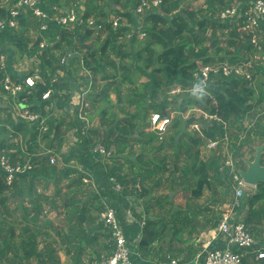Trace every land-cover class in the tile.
I'll use <instances>...</instances> for the list:
<instances>
[{"label": "trees", "instance_id": "obj_1", "mask_svg": "<svg viewBox=\"0 0 264 264\" xmlns=\"http://www.w3.org/2000/svg\"><path fill=\"white\" fill-rule=\"evenodd\" d=\"M109 1L119 7L113 10L110 3L103 0H84L83 3L85 8L82 17H91L96 23L102 24L100 31L81 26L62 28L54 22H47L46 29L40 30L41 22L29 12H21L17 16V28L6 27L0 31V52L12 45L16 49L12 50L13 54L17 52L19 56L26 55L38 60L42 81L37 82L31 93L26 95L25 102L48 126L47 131L41 133L37 123H29L20 117L12 118L9 114L7 122L12 125V131H6L4 127L0 130V155H7L10 162L17 159L24 162L29 157L34 165L27 174L16 176L11 184L5 183L3 172L0 171V218L5 220L0 224V264L7 256H12L10 264H31L33 259L36 264H48V261L54 264V258H44L45 255L50 257L48 249H38L36 241L40 235L41 225L38 222L44 205L49 203L50 209H58L55 200L42 193V189H46L49 184L55 188L54 197H61L63 186L73 193L71 197L63 196L62 207L69 232V235L65 232V236L77 237L80 253L87 249L81 244L84 240L92 243L97 237L103 236V245L95 241L99 245L96 252L98 261H95L98 264L110 249L106 243L107 233L98 220L99 213L106 206L113 207L117 212L129 243L139 235H145L144 239H139L140 245H145L153 236L159 238L160 231L166 226L163 218L158 221L162 225L161 229L154 224L158 223L157 220L145 218L146 226L141 227L139 221L142 214L130 202L132 196L137 198L147 194L149 197L153 186L158 183L156 181L145 187L147 174L151 175L156 168L166 171L170 165L173 166L161 182L168 193L160 199H154V204L162 206V201L168 204L169 208H165L164 212L171 214L170 221L174 223L178 216L173 211L172 201H169L170 192L190 189L194 198H199L205 187L212 189L215 185H224L228 188L223 179L226 173L220 170L224 160L221 145L215 150H206L209 154L203 157L200 156L202 144L207 140L225 138L230 142L228 151L232 153L235 167L244 169L243 147L247 146L254 152L252 147L264 142L263 106L262 112L258 110L264 95L257 89L260 90L263 81L255 82V87L249 86V82L242 77L216 76L202 94L193 95L195 87L192 74L198 63L253 62L250 70L254 81L257 76L264 79V50L253 47L246 36L239 32L237 23L220 21L216 17L214 0H207V7L197 10L190 9L188 4L178 0H163L158 7L138 15L135 25L133 8L138 0L124 3L120 0ZM113 11L124 17V21L116 28L108 22ZM7 16L0 0V18ZM139 29L145 33L141 39L137 35ZM31 30L36 31V37L31 36ZM131 30L133 32L129 35ZM78 36H81L82 41ZM221 40L225 42L224 45ZM42 41L45 46L40 48L39 43ZM69 54L71 56L66 63L60 64L61 57ZM81 69L84 75H78ZM58 71L63 74L58 75ZM4 74L5 71H0V78ZM139 77H145L146 80L139 81ZM97 80L101 83L97 84L98 90L94 91L91 87L96 86ZM108 87L115 94L114 100L109 95ZM175 87H179L180 91L171 94V89ZM46 91H49V97L42 99ZM75 93L81 95L82 100L86 98L98 113V127H85L86 121L79 115V104L74 106L73 114L71 103ZM23 96L20 95V98ZM124 98L126 105L120 107L119 111L125 117L121 118L114 108ZM172 103L173 109L169 108ZM188 107L216 114L219 120L202 122L200 131L192 136L188 134L191 133L188 126L193 119L192 114L186 119L182 116ZM131 108L134 111H130ZM173 110L178 113L164 134L158 136L148 129L152 112L168 115ZM74 128L76 140L69 150L62 152L64 137ZM19 135L22 144L17 139ZM187 136L189 139H186ZM135 143H139L141 151L134 158H129ZM97 144L110 152L107 157L114 161L124 159L132 167L141 164L143 185H132L128 189L127 176L119 174L121 166L107 168L102 161L103 155L93 152ZM21 145L24 151H21ZM147 148L152 153L142 159L141 153ZM51 155H57L58 161L50 163ZM168 160L169 166L166 163ZM174 170L179 171L180 176H174ZM111 176L114 177L113 181L110 180ZM92 177L96 182L97 193H85V199L88 198L85 201L81 197L86 191L83 178ZM115 182L122 186L121 191L113 189ZM137 204L145 206V213L151 209L145 200ZM16 210L22 214L17 216ZM127 210L135 220L132 224L126 221ZM238 213L249 233L262 242L263 239L258 237H261L262 232L264 235V230L258 226L264 221V183L257 184L253 192L244 193ZM8 215L14 216L12 223ZM218 220L219 216L208 229H215ZM14 224L18 226L17 230L21 228L19 242L14 241L18 232ZM148 226L152 228L147 230ZM256 248L257 245L254 246ZM101 249L105 251L103 254H100ZM250 250L242 257L241 264H264V258L254 260L253 248ZM198 251V248L189 249V259L185 258L184 262L193 259ZM80 253L75 264H93L92 259L91 263L80 260Z\"/></svg>", "mask_w": 264, "mask_h": 264}, {"label": "built area", "instance_id": "obj_2", "mask_svg": "<svg viewBox=\"0 0 264 264\" xmlns=\"http://www.w3.org/2000/svg\"><path fill=\"white\" fill-rule=\"evenodd\" d=\"M163 0H138L135 5L134 12L137 15H142L146 11L153 7H158ZM182 4H188L190 9L197 10L199 8L207 7V0H178ZM218 1V2H217ZM47 0H1V4L8 13L5 18H0V31L8 28H17V16L21 12H29L33 17L41 22L40 30H45L47 22H54L59 27L73 29L77 26L84 27L86 29L100 31L103 28L102 24L96 23L93 18L82 17V12L78 10L77 4L74 6L63 8L57 2H53L50 5L49 10L43 9V5ZM214 7L217 9L216 17L220 21H230L237 23L238 30L246 36L250 44L257 48L259 51L264 50V0H214ZM192 4V6H191ZM185 6V5H184ZM124 21V17L121 13L112 14L109 17L108 22L113 28H116ZM138 38L141 39L145 36V33L140 29L138 30ZM45 43L42 41L39 43V47L42 48ZM5 52V51H4ZM71 56H63L60 59V64H65L66 60ZM36 59V58H34ZM37 60V59H36ZM6 55L0 52V71L6 72ZM38 61V60H37ZM253 62H246L243 64H229L227 62L217 63H198L197 68L192 74V81L196 89L197 85H202L203 89L213 82V77H242L249 82V86H254L255 81L253 79L250 66ZM58 75H62V71H58ZM42 78L39 71H32L21 78H14L7 72L0 78V93L9 98L15 109L18 110V117L29 122L37 123L41 133L47 131L48 126L43 119H40L38 113L31 110L28 104L25 102L27 97L32 91V88L37 82H41ZM180 91V88L176 87L170 91L172 94H176ZM20 95H24L20 98ZM49 97V91L42 94V99ZM82 103L83 108L88 106L86 101ZM81 108V107H80ZM192 113H196L194 108L190 109ZM86 111H84L85 113ZM178 112L174 111V116ZM173 113L169 112L168 115H161L153 112L149 117V127L152 131L156 132L158 136L164 134L171 124L173 119ZM183 118H189L191 114L182 115ZM83 120L85 118L81 116ZM219 118L216 114H211L206 111H198L196 118L192 119L188 126V131L198 132L201 129L202 122L218 121ZM86 121V120H85ZM4 127L7 131H12L7 125L3 124L0 120V130ZM20 144L21 135L17 137ZM222 147L223 154V166L220 170L228 176V180L225 182L230 190V199L225 204L219 213L218 224L211 232L215 234H222L226 237V241L221 247H210L209 240H207L201 251L200 256L203 259L204 264H241L242 257L253 248L255 253L254 260L264 258V240L258 242L254 236H252L241 217L238 213V209L241 207V199L245 192H251L255 186L245 184L237 173L235 168V161L229 148H226L227 140H207L205 147L206 150L217 149L218 146ZM93 152L97 155H109L110 152L106 151L101 145H95ZM21 151H24L21 145ZM58 161L57 155L50 156V163ZM33 163L27 157L24 162L17 159L15 162H10L9 158L5 154L0 155V171L3 172V178L6 184H11L16 176L27 174L32 168ZM225 168L228 170L225 171ZM89 179V178H88ZM86 182L87 179L83 178ZM115 191H121L119 183H113ZM99 222L103 225V231L107 233L106 243L109 244L110 250L104 258H102L98 264H132L133 251L130 243L128 242L120 221L117 217V212L113 207L106 206L101 210L98 216ZM144 224V220H141L140 225ZM142 227V226H141ZM257 248L254 249V246ZM174 264V263H173Z\"/></svg>", "mask_w": 264, "mask_h": 264}, {"label": "rangeland", "instance_id": "obj_3", "mask_svg": "<svg viewBox=\"0 0 264 264\" xmlns=\"http://www.w3.org/2000/svg\"><path fill=\"white\" fill-rule=\"evenodd\" d=\"M121 1H126V0H121ZM57 2L63 6V8L65 7H69L71 5H75L77 4V0H57ZM83 3V1L81 2ZM134 13V25L137 22L136 17L138 18V15L133 11ZM139 26V25H138ZM138 28V27H137ZM221 44L224 45L225 42L223 40H221ZM11 50L16 51V49L9 47ZM4 53V52H3ZM13 53H11V58L13 60V66L15 68V70H18L19 73L21 74V76H25L26 74L29 73V69L31 67H36V64L38 63V61L34 58H28V57H22L19 56V54L16 52L13 57H12ZM17 72V71H16ZM139 81H144L146 80L145 77H139L138 78ZM263 81L264 79L261 76H257V78H255V82H260ZM106 82V81H104ZM101 83L99 80H97L96 82V86H92L91 89H94V91L98 90V86L97 84ZM256 87V85H255ZM108 87V92L109 95L111 96V98L114 100L115 99V94L112 92V90H110ZM174 89V88H172ZM258 92H261L264 95V83H262V85L260 86V90L259 88ZM90 90V89H89ZM88 90H86L87 92ZM258 92L256 91V94H258ZM173 93V92H171ZM124 97V95H123ZM83 100L86 101V103H88V106L83 108V105L81 103V108H80V102H82V98L81 95L75 93L74 97L72 98V111L74 114V106L79 104V115L83 116L86 120V126L87 128H93V127H98L99 126V116L98 113L89 105V102L87 101L86 98H83ZM180 100V99H179ZM263 103V104H262ZM261 103V106L259 107V112H262V106L264 108V100ZM174 103L170 104L171 109H173L172 107ZM125 98L124 101H122V103L118 104L116 103V106L114 108L115 112L118 114L119 117L123 118L125 117V114L121 111H119V108L122 106H125ZM192 107H188L187 111L182 113V115L186 116V114H192V118L195 119L196 118V114H198V109H194V111H197L196 113H192V111H190ZM84 111H86L84 113ZM130 111H134L132 108L130 109ZM173 113L174 116V110L171 111ZM68 120V118H67ZM66 120V121H67ZM248 123V121H247ZM149 130L150 127H148ZM75 130L71 129L67 135L64 137V141L62 143V152H66L67 150H69V148H71L76 140V137L73 136L75 135V133H73V137H70V134ZM195 132H191L188 134L195 136L196 134H194ZM180 135H178L179 137ZM186 139H189L188 136L186 137ZM206 144V143H205ZM205 144L201 145L200 147V156H207L209 154L208 151H206V147ZM99 145V144H98ZM132 155L129 156V158H134L137 154L140 153L141 151V147L139 145V143H135L134 146H132ZM230 147V142H227L226 148ZM243 157L247 158V159H252L254 156V152H252L251 150L248 149L247 146L243 147ZM152 153V150L150 148H147L146 151L141 153L142 159L143 157H149ZM110 155V154H109ZM109 155H104L102 158L103 163L107 166V168H112V167H116L119 168V166H121V168H119V174L123 175L125 174L127 176L128 179V185L127 188L130 189V187L132 185H134L133 187H139L141 186L142 183V176H141V172H142V167L141 164L139 166V164L137 163L135 166H131L129 163H127L124 159L119 160V161H114L110 158H108L107 156ZM168 164V166L170 165V161L168 160L166 162ZM134 165V164H133ZM171 167L169 169H166V171H163L162 169H158L156 168L153 173L151 175H146V184H144V186L149 187L151 185H153L154 182H158L156 185L153 186V190L152 192L149 194V197H152V199H149L148 195L145 194L143 196L140 197H134L132 196L130 198V201L132 203L134 202H142L143 200L147 201L148 208L149 209L148 213H145V206L143 204H135V209L138 212H141L142 214V220L145 221V219H143V216H147L149 214L150 218H154L155 220H157V222L160 220L161 217H163V222H166V226L162 228V225L158 222V223H154L155 225H157L159 227V229L162 228V232L160 231V236H171V240L173 238H175L176 236H183V233H186V231H189V233L193 234V237H195V235L199 236L200 231H202L203 229L206 230L208 229V227L210 226V224L215 221L216 217L219 215V213L221 212L223 206L225 204H227L229 202L230 199V194H229V189L226 188V186L222 185H215L212 189L211 188H207L205 187L203 190V193L201 194V196L199 198H194V196L192 195V192L190 189L188 190H182L180 191L179 189H177V192L173 195V199H172V203H173V211L176 212V216H178V219L176 220V222H172L170 221V219L172 218L171 214H166L165 208H169V205L166 204L164 201H162V206L154 204V199H160L162 198V196H164L166 193H168L167 189L164 188V186L161 184L162 182V178H165L169 175V173L172 171L173 166L170 165ZM150 168V166H148ZM167 168V167H166ZM243 168H245V166H243ZM174 176H180V172L174 170L173 172ZM223 179L225 181L228 180V176L226 174L223 175ZM87 181L84 182L85 184L83 185V188L86 191H83L84 193L81 195L82 198H86L85 193H90V194H96L97 193V186H96V182L93 179H88L86 178ZM110 180L113 181L114 177L111 176ZM160 181V182H159ZM120 185V184H119ZM115 186L113 185V188ZM39 188V186H38ZM41 188V187H40ZM54 186L52 184H49V186L46 189H42V193L44 195H46L48 198H53L56 202V204L58 205V209L54 210V209H50V204L47 203L48 205H44V210L43 213L40 215L39 217V222L38 225H41L40 229V235L37 236V243H38V249H48L47 252H50V257L48 258L47 255L44 256V258L46 260H49L50 258H54L55 262L54 264H75V262L77 261V254L80 253V251L77 249V247L79 246L80 242L78 241L77 237H73V238H67L65 236V232H68V228H67V221L65 219V215H64V211H63V196H72V191L69 190L66 187H61V194H60V198L58 197H54ZM115 189V188H114ZM120 189H121V185H120ZM254 191V188H252V191ZM100 199V198H99ZM87 199H85V201H87ZM92 210V209H91ZM45 211V212H44ZM94 211V210H93ZM22 214L21 211L16 210V215L20 216ZM4 216V215H3ZM166 216V217H164ZM175 216V215H174ZM9 220L12 223V220L14 218V216L12 215H8ZM136 219V218H135ZM3 222H5V220H3V218H0V224H2ZM145 224V223H144ZM143 224V225H144ZM165 224V223H164ZM141 225V226H143ZM9 225H7L8 227ZM15 226V230L18 229V226ZM146 226V225H144ZM259 228L261 227L264 230V221L262 222V224L260 226H258ZM151 226L147 227V230L151 229ZM182 228V229H181ZM21 228H19V230H17L18 232L16 233V238H14V241L19 242L20 241V231ZM92 234V233H91ZM69 235V232H68ZM92 236V235H91ZM141 239L145 238V235L140 236ZM160 238V237H159ZM157 238V240L159 239ZM261 238L264 240V235L262 232L261 237H258V239ZM84 240V239H83ZM99 240V241H98ZM159 240H162L161 238ZM159 240L157 241V243H159ZM98 242L100 245H103L104 243V238L101 235L100 237H97L96 240H94L92 243H86L85 240L81 243L82 246H86L87 249L85 252L80 253V260H84L86 261V263H91V261L93 260V264H95V261H98L96 259L97 254L96 252H98V247L99 245L96 243ZM153 241V240H152ZM151 241V242H152ZM169 242V240H168ZM93 245V246H91ZM189 244H186V246H188ZM46 246V247H45ZM150 246L153 247L155 246V244L150 243ZM45 247V248H44ZM158 247V246H157ZM52 248V249H50ZM92 251V252H91ZM105 251L101 249L100 254L104 253ZM21 255V254H20ZM5 260H3L1 262V264H10L9 259H12V256H7V258H4ZM92 259V260H91ZM48 264H53L52 262L48 261ZM31 264H36V261L33 259V261L31 262Z\"/></svg>", "mask_w": 264, "mask_h": 264}, {"label": "crops", "instance_id": "obj_4", "mask_svg": "<svg viewBox=\"0 0 264 264\" xmlns=\"http://www.w3.org/2000/svg\"><path fill=\"white\" fill-rule=\"evenodd\" d=\"M84 0H77V7L79 11H84V4L81 3ZM106 3H110L111 9H115L119 7L118 5L114 6L111 1L109 0H103ZM127 1V0H126ZM124 1V2H126ZM54 1L47 0V2L43 5V9L49 10L50 5ZM121 3H124L123 1L120 0ZM192 6V4H191ZM134 11V8H133ZM114 14L115 12H110ZM133 30L129 32V35H131ZM31 36L36 37V31L31 30ZM8 47L13 48L14 46L8 45L5 48V55H6V72L11 75L14 78H21V74L19 73L18 70H15L13 66V60L10 57L12 50L8 49ZM14 55V54H13ZM12 55V57H13ZM27 57L26 55H23L22 57ZM29 58V57H28ZM31 58V57H30ZM32 71H38V65L36 64V67H31L29 69ZM17 71V72H16ZM5 72V73H6ZM85 73L81 70L78 71V75H84ZM73 107V106H72ZM10 114L12 118H17L18 117V110L15 109L14 105L10 102L9 98H7L4 93H0V120H3V124L7 125L9 128H12V125L7 122V117ZM73 133H75V130L70 134V137H73ZM73 135V136H72ZM131 202V201H130ZM171 202V201H170ZM132 203V202H131ZM137 204V201L133 203V205ZM135 208V206H133ZM129 211H126L125 218L126 221L129 222V224H132L135 222L134 218L130 216L128 213ZM142 217V216H141ZM166 217V216H164ZM149 218V216H143V219ZM161 217L160 219H162ZM140 222V221H139ZM213 229H206L202 230L199 233V236L195 235L194 238L193 234L189 233V231H186V233H183V236H176L172 240L170 239L171 236H160L162 240H159V243H157V236H153V241L150 240L147 244L145 245H140V236L137 237V239H134L133 241H130V246L133 251L132 255V264H204L202 257H200V251L204 245V243L209 240V246L210 247H221L224 242L226 241V237L222 234H215L212 233ZM169 240V242H168ZM152 241V242H151ZM150 243L155 244V246L151 247ZM186 244H189L186 246ZM158 246V247H157ZM198 248L199 251L195 253L193 259L188 260L186 263L184 262V259L188 258L189 255L187 256L188 250L189 249H195ZM110 250V249H109ZM109 252V251H108ZM107 252V253H108ZM165 257V258H164ZM134 260V263H133Z\"/></svg>", "mask_w": 264, "mask_h": 264}, {"label": "water", "instance_id": "obj_5", "mask_svg": "<svg viewBox=\"0 0 264 264\" xmlns=\"http://www.w3.org/2000/svg\"><path fill=\"white\" fill-rule=\"evenodd\" d=\"M80 41H82L81 36H78ZM254 156L252 159L242 158L245 164L244 169H238L237 173L242 179V181L250 186H256L259 183H264V165L262 164V156L264 153V142L260 145H254ZM177 192L172 191L169 193V201H172L173 195Z\"/></svg>", "mask_w": 264, "mask_h": 264}, {"label": "clouds", "instance_id": "obj_6", "mask_svg": "<svg viewBox=\"0 0 264 264\" xmlns=\"http://www.w3.org/2000/svg\"><path fill=\"white\" fill-rule=\"evenodd\" d=\"M58 3V2H57ZM255 84V83H254ZM255 86V85H254ZM176 88V87H175ZM179 88V87H178ZM172 90V89H171ZM203 93V86L202 85H197V87H196V89H194V91H193V95H200V94H202ZM172 94V93H171ZM194 109H198V108H194ZM198 110H200V109H198ZM203 111V110H202ZM153 113V112H152ZM157 113V112H156ZM236 168V167H235ZM237 170L239 169V168H236ZM142 220V219H141ZM141 220H140V222H141ZM256 261H258V260H256Z\"/></svg>", "mask_w": 264, "mask_h": 264}]
</instances>
